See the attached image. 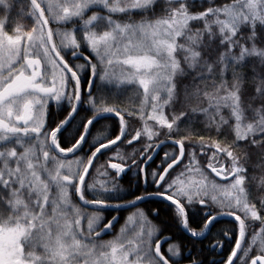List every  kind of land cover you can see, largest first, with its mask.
Wrapping results in <instances>:
<instances>
[{"label":"snow or ice","instance_id":"1","mask_svg":"<svg viewBox=\"0 0 264 264\" xmlns=\"http://www.w3.org/2000/svg\"><path fill=\"white\" fill-rule=\"evenodd\" d=\"M0 10V264H264V0Z\"/></svg>","mask_w":264,"mask_h":264},{"label":"trees","instance_id":"2","mask_svg":"<svg viewBox=\"0 0 264 264\" xmlns=\"http://www.w3.org/2000/svg\"><path fill=\"white\" fill-rule=\"evenodd\" d=\"M127 96H133L132 92L127 93ZM124 102V104L129 103L126 97H122L121 98ZM123 106V104H122ZM131 107H138V104L135 102V97L133 96V102L131 103ZM127 118V117H126ZM115 118L109 119V120H102L100 122V124H98L97 127V132H95L93 135L94 137H100L102 135H108L110 134V127L108 128V131H105L104 129L106 128V126H111L113 121ZM114 156V153L110 154ZM107 157L103 158V160H106ZM102 160V162H103ZM114 161V160H113ZM252 175L254 176V180H253V184L255 185V187L258 189L260 187V180L262 178H264V172H261V170L259 169V167H257L256 171H254L252 173ZM102 179V178H99ZM254 195L256 194H264V193H257L256 191H254L253 193ZM231 218H228V221H230Z\"/></svg>","mask_w":264,"mask_h":264},{"label":"flooded vegetation","instance_id":"3","mask_svg":"<svg viewBox=\"0 0 264 264\" xmlns=\"http://www.w3.org/2000/svg\"><path fill=\"white\" fill-rule=\"evenodd\" d=\"M113 162H118V161H115V160H114ZM132 182H134V177H133V176H129V177L124 178V179L121 180L122 186H123L124 188H127L128 185H129V183H132ZM228 218H230V217H222V219H223L224 221H228ZM121 223H123V221H121ZM169 234H170V233H169ZM111 238H112L111 236L106 237V239H111ZM206 246H207V242L205 243V247H206ZM210 259H219V256H218V254H217L216 256L210 257Z\"/></svg>","mask_w":264,"mask_h":264},{"label":"rangeland","instance_id":"4","mask_svg":"<svg viewBox=\"0 0 264 264\" xmlns=\"http://www.w3.org/2000/svg\"><path fill=\"white\" fill-rule=\"evenodd\" d=\"M0 15H3V12H2V10H0ZM25 23H30V21H25Z\"/></svg>","mask_w":264,"mask_h":264}]
</instances>
